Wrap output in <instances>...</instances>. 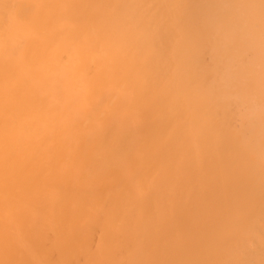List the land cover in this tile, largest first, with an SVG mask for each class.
<instances>
[{"label":"bare ground","instance_id":"bare-ground-1","mask_svg":"<svg viewBox=\"0 0 264 264\" xmlns=\"http://www.w3.org/2000/svg\"><path fill=\"white\" fill-rule=\"evenodd\" d=\"M48 1L0 0V264H264V0Z\"/></svg>","mask_w":264,"mask_h":264},{"label":"rangeland","instance_id":"rangeland-1","mask_svg":"<svg viewBox=\"0 0 264 264\" xmlns=\"http://www.w3.org/2000/svg\"><path fill=\"white\" fill-rule=\"evenodd\" d=\"M48 6H47V8H45L43 11H42V13L44 14V13H46V14H50V13H52L51 12V4H52V1L50 0V1H48ZM120 16H122V15H120V13L116 10V9H114V18H116V19H119V17ZM83 21H88V20H91L89 17H86V18H84V19H82ZM93 25V24H92ZM91 25V26H92ZM80 33H83V31H81ZM78 35H79V33H78ZM43 66H45V64H41V66H40V68L38 69V73H35V74H39V75H41V74H44V72H41V68L43 67ZM179 71H180V69H177V71H176V73H179ZM92 79V76L91 75H88L86 78H85V81H90ZM153 81H154V79H153V76L151 75V74H149V73H146V74H144V75H142V76H140L139 77V82L141 83V84H143V85H145V86H151L152 85V83H153ZM44 82V81H43ZM88 97V95H87V93H85L84 95H81V97H78L77 98V104H78V106H80V107H82V103H83V101H85L86 100V98ZM100 98L101 99H103V98H106V96H105V94H101L100 95ZM110 115H114L112 112H111V114ZM131 116V114L128 112V113H125V114H123L122 115V117L121 118H126V119H129V117ZM227 122V121H226ZM142 128H138V129H136V130H134V131H139V130H141ZM149 136V138H148V141L147 142H152L153 140H154V137L152 136V135H148ZM146 137V138H145ZM208 137V134L207 133H205L204 132V130H201L200 129V131L197 133V138L198 139H206ZM147 139V136H143L142 137V139H141V142H144L145 140ZM153 143V142H152ZM218 148H220L221 149V151L220 152H224V151H227V149H228V144H227V142H225V144L223 143V144H221L220 143V145L218 146ZM110 196V192L109 193H105L103 196L105 197H107V196ZM24 206H27V203H24L23 204ZM76 218V216L75 215H71L70 216V219L71 220H74ZM3 221H5V222H7V223H10L11 221H13L14 220V218L12 217V216H10V217H7V218H3L2 219ZM114 230V229H113ZM75 232H76V229L75 228H72V229H69L67 232H66V234H67V238H71V237H73L74 235H75ZM112 233L110 232V233H106V232H104L103 233V235H102V238H109V236L111 235ZM4 238V236H3V234L2 233H0V245H1V240ZM38 238H40V235H34L33 237H32V240H35V241H38L39 239ZM99 236L97 235V234H94L92 237H91V240L90 241H93L92 243H94L95 242V245L93 246V247H91V250L93 251V252H98V251H100L102 248H105V249H111L112 248V245H108V246H105V247H103L101 244H100V241H99ZM175 245H177V243H175L174 244V246ZM51 250V247L50 246H47V247H45V249H43V251H41V253H37V256L36 257H39V256H43V255H46V254H49V253H45L46 251H50ZM93 255H94V258L92 259V261H91V263L90 264H107V258H109V257H105V256H99L100 255V253H92ZM71 264L73 263V264H79L80 262H84L83 261V256L82 255H78V254H76L75 256H73L72 258H71ZM11 264H21V262H14V263H11ZM160 264H162V263H160Z\"/></svg>","mask_w":264,"mask_h":264}]
</instances>
